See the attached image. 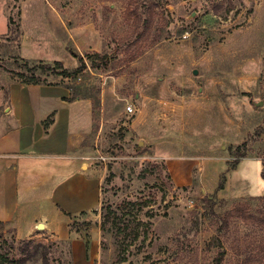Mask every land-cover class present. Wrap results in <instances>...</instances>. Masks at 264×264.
I'll list each match as a JSON object with an SVG mask.
<instances>
[{"label": "rangeland", "instance_id": "1", "mask_svg": "<svg viewBox=\"0 0 264 264\" xmlns=\"http://www.w3.org/2000/svg\"><path fill=\"white\" fill-rule=\"evenodd\" d=\"M32 76L90 102L102 195L0 225V264H264V0H0V95Z\"/></svg>", "mask_w": 264, "mask_h": 264}, {"label": "crops", "instance_id": "2", "mask_svg": "<svg viewBox=\"0 0 264 264\" xmlns=\"http://www.w3.org/2000/svg\"><path fill=\"white\" fill-rule=\"evenodd\" d=\"M70 91L58 83L12 81L0 95V221L20 234L30 235L40 222L79 215L100 203V177L85 168L88 154L81 150L91 131V104L68 99ZM182 167L191 170L190 163ZM86 243L73 238L74 264L82 256L90 262L95 258V243L89 249Z\"/></svg>", "mask_w": 264, "mask_h": 264}, {"label": "trees", "instance_id": "3", "mask_svg": "<svg viewBox=\"0 0 264 264\" xmlns=\"http://www.w3.org/2000/svg\"><path fill=\"white\" fill-rule=\"evenodd\" d=\"M55 65H57L58 67H63L61 62L60 61H55L54 62ZM25 67L28 68L29 71L31 72H35L39 67H42L44 69V71H54L53 68L54 66H51V65H48V64H45L43 62H26L25 63ZM86 68V63L85 62H82L81 66L74 69V70H67V69H64L62 70V72H59L60 74H63V75H66V76H77L78 73L82 70H84ZM22 82L24 83H35V84H38V83H42L40 82L37 78L33 77L28 79V80H23ZM68 99H71V98H68ZM50 122H52V117H49L46 121H45V125L47 126ZM264 170V168H263ZM262 176L264 178V171L262 173ZM83 213H87V211H82L81 214ZM3 222L0 221V225H2Z\"/></svg>", "mask_w": 264, "mask_h": 264}, {"label": "built area", "instance_id": "4", "mask_svg": "<svg viewBox=\"0 0 264 264\" xmlns=\"http://www.w3.org/2000/svg\"><path fill=\"white\" fill-rule=\"evenodd\" d=\"M126 110L129 112V113H134L135 112V107L133 104H128L126 106Z\"/></svg>", "mask_w": 264, "mask_h": 264}, {"label": "water", "instance_id": "5", "mask_svg": "<svg viewBox=\"0 0 264 264\" xmlns=\"http://www.w3.org/2000/svg\"><path fill=\"white\" fill-rule=\"evenodd\" d=\"M194 73L197 74V73H198V70L195 69V70H194ZM38 227H39V228H43V227H44V223H43V222H40V223L38 224Z\"/></svg>", "mask_w": 264, "mask_h": 264}]
</instances>
